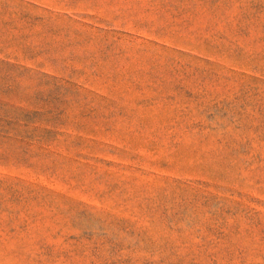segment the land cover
<instances>
[{
    "label": "rangeland",
    "instance_id": "374dc122",
    "mask_svg": "<svg viewBox=\"0 0 264 264\" xmlns=\"http://www.w3.org/2000/svg\"><path fill=\"white\" fill-rule=\"evenodd\" d=\"M0 264H264V0H0Z\"/></svg>",
    "mask_w": 264,
    "mask_h": 264
}]
</instances>
